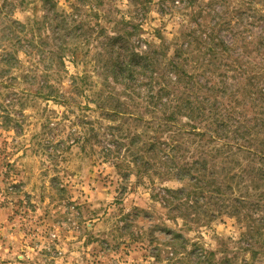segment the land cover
Here are the masks:
<instances>
[{
  "label": "trees",
  "instance_id": "1",
  "mask_svg": "<svg viewBox=\"0 0 264 264\" xmlns=\"http://www.w3.org/2000/svg\"><path fill=\"white\" fill-rule=\"evenodd\" d=\"M32 1L42 3V14L36 15L38 8L33 6L35 15L26 21L13 13L17 2L26 6L30 0L0 1L3 67L20 69L23 82L45 99L67 103L70 97H91V91L110 122L101 137L111 143L103 147L104 159L124 170L125 178L135 174L142 181L147 176L155 187L157 179L170 175L185 182L178 188L152 190V199L165 215L183 223L180 230L167 228L169 263L180 259L176 263L264 264V65L246 57L256 50L246 47L233 54L237 40L229 44L216 36L221 22L208 27L199 22V28L187 32L181 42L178 37L160 44L135 39L153 0H127L125 12L119 0H67L66 7L60 0ZM167 1L161 0L163 5ZM170 1L171 12L183 3L195 19L222 16L211 11L213 0ZM240 1L233 9L242 16L264 7V0ZM174 43L171 57L168 50ZM20 52L29 61V70ZM91 52L103 57L93 65L95 72L104 74L100 85L84 72L68 74L66 57L78 64ZM7 120L13 119L7 114ZM6 128L20 133L15 125ZM89 132L96 139L101 136L94 125ZM225 217L246 227L237 243L240 251L251 252L249 258H241L238 250L227 254V242L219 238L221 252L226 251L219 259L220 248L191 244L184 235Z\"/></svg>",
  "mask_w": 264,
  "mask_h": 264
},
{
  "label": "rangeland",
  "instance_id": "2",
  "mask_svg": "<svg viewBox=\"0 0 264 264\" xmlns=\"http://www.w3.org/2000/svg\"><path fill=\"white\" fill-rule=\"evenodd\" d=\"M68 1L60 0L61 6H68ZM212 2L215 7L210 6L211 11H220L222 16L195 19L183 3L171 12L170 0L164 5L153 0L135 39L160 44L178 37L181 42L187 32L199 28V22L204 27L221 22L216 36L229 44L237 40L232 53H243L246 47L255 49L246 57L264 65V7L257 6L255 13L242 16L233 9L242 4L240 0ZM17 4L13 17L18 20L34 16L33 6L38 8L36 15L42 14L39 1ZM118 4L125 12L128 1L119 0ZM3 24L0 15V264H180L176 263L180 259L170 263L166 259V240L167 228L180 230L182 220H170L152 199V190L178 188L185 182L170 175L157 179L155 187L147 176L142 181L135 174L125 178L124 170L105 161L103 147L111 143L101 137L108 132L110 122L103 118L92 92H88L91 97L62 96L67 103L36 96L35 88L23 82L20 69L3 67ZM175 48L174 43L168 56L173 57ZM94 54L81 56L78 64L70 55L66 57L68 74L84 72L89 80L102 84L104 74L95 72L93 65L103 57ZM19 57L29 70L25 55L20 52ZM199 75L202 80L203 73ZM7 114L13 119L11 123ZM8 124L17 126L20 133L8 130ZM91 125L100 130L97 139L89 132ZM242 225L236 218H219L208 227L184 231V235L191 244L220 248L219 259L226 252H221L224 246L219 238L227 242V254L238 250L241 258H249L251 252L238 249L237 242L246 231Z\"/></svg>",
  "mask_w": 264,
  "mask_h": 264
}]
</instances>
